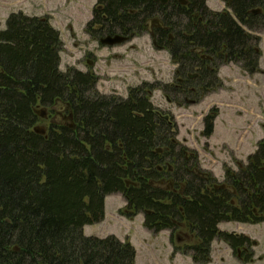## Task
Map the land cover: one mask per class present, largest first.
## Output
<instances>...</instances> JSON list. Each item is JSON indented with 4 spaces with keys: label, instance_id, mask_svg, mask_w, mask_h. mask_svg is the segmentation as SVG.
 Here are the masks:
<instances>
[{
    "label": "trees",
    "instance_id": "trees-1",
    "mask_svg": "<svg viewBox=\"0 0 264 264\" xmlns=\"http://www.w3.org/2000/svg\"><path fill=\"white\" fill-rule=\"evenodd\" d=\"M224 4L217 12L205 0H97L85 26L91 39L139 37L151 25L154 48L176 67L173 83L142 82L125 98L99 93L91 72L60 70V34L46 17L7 16L0 29V264H135L128 241L83 234L103 221L114 194L126 203L123 216L142 214L153 234L172 237L185 222L195 243L180 251L193 264L208 263L214 240L235 255L250 251L249 237L218 226L264 222V139L218 182L149 96L160 90L171 103L198 102L220 86L221 66L259 70L264 0ZM57 103L68 106L69 122L34 132L37 109ZM214 120L204 117V138Z\"/></svg>",
    "mask_w": 264,
    "mask_h": 264
},
{
    "label": "rangeland",
    "instance_id": "rangeland-1",
    "mask_svg": "<svg viewBox=\"0 0 264 264\" xmlns=\"http://www.w3.org/2000/svg\"><path fill=\"white\" fill-rule=\"evenodd\" d=\"M205 1L213 11L225 9L224 0ZM96 3L97 0H0V29H4L10 13L46 17L60 34V70L74 68L93 73L101 94L125 98L129 88L142 82L173 83L176 67L167 52L154 48L149 34L151 25L139 37L114 47H103L85 33ZM258 34L261 56L255 74L247 75L232 64L223 65L218 69L220 86L198 102L190 98L183 104H174L160 90L149 95L153 105L175 121L177 140L196 151L201 168L211 171L218 181L223 177L224 167L236 169L264 139V28ZM66 111L67 107L61 103L46 110L38 108L35 127L45 133L50 123L69 122ZM208 113L214 114V129L211 137L204 138L203 119ZM125 207L121 195H109L105 199L103 221L84 226L83 234L98 238L112 235L128 241L136 250L135 264H193L180 250L194 243V237L185 240L178 238L179 233L171 237L168 231L148 232L143 215L125 217ZM219 228L249 237L252 247L249 252L235 255L226 243L215 240L206 264H264V222L254 225L228 222ZM182 232L187 234L184 229Z\"/></svg>",
    "mask_w": 264,
    "mask_h": 264
},
{
    "label": "water",
    "instance_id": "water-1",
    "mask_svg": "<svg viewBox=\"0 0 264 264\" xmlns=\"http://www.w3.org/2000/svg\"><path fill=\"white\" fill-rule=\"evenodd\" d=\"M155 1L156 2H160L162 4H165L167 0H155ZM127 41H129V37L122 36V35H114V36H106L104 38H101L98 41V43L101 46H103V47H114V46H117V45L124 44ZM66 107L68 108V106H66ZM37 113L39 114L40 112H37ZM33 130H34V132H37V133H41V134L44 133L40 129L36 128V127Z\"/></svg>",
    "mask_w": 264,
    "mask_h": 264
},
{
    "label": "flooded vegetation",
    "instance_id": "flooded-vegetation-1",
    "mask_svg": "<svg viewBox=\"0 0 264 264\" xmlns=\"http://www.w3.org/2000/svg\"><path fill=\"white\" fill-rule=\"evenodd\" d=\"M167 2V1H166ZM160 3V2H159ZM182 3H184V2H182ZM151 29H152V27H151ZM218 79H219V77H218ZM211 93V92H210ZM209 94V93H208ZM207 95V94H206ZM205 95V96H206ZM204 96V97H205ZM186 101V100H185ZM192 102H195V101H193L192 100ZM175 104V103H174ZM193 150V149H192ZM248 157V156H247ZM199 160V159H198ZM246 160H247V158H246ZM239 165H240V163L238 164V166L236 167V169H232V168H230V169H232V170H237L238 169V167H239ZM229 168V167H228ZM204 170V169H203ZM206 171H208V170H206ZM212 175H213V177L218 181V179L214 176V174L211 172V171H209ZM224 180H225V167H224V170H223V177H222V179H221V181H218V182H221V183H223L224 182ZM223 223H228V222H223ZM223 223H221V224H223ZM221 224H219V226L221 225ZM219 226H218V228H219ZM183 229L184 230H186L187 231V234H184L182 231H183ZM220 229V228H219ZM221 230V229H220ZM178 233H179V236H178V238H180V239H185V240H188V239H190V237L192 236V237H195L191 232H190V230L188 229V227H187V225H186V223L185 222H181V223H177V230H176V232L174 233V235L176 234V235H178ZM195 239V238H194ZM215 241V240H214ZM195 243V242H194ZM191 244H193V243H191ZM191 244H187V245H191ZM238 253H240V251L238 252Z\"/></svg>",
    "mask_w": 264,
    "mask_h": 264
}]
</instances>
